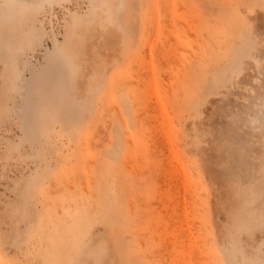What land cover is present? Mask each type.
<instances>
[{"label": "rangeland", "instance_id": "1", "mask_svg": "<svg viewBox=\"0 0 264 264\" xmlns=\"http://www.w3.org/2000/svg\"><path fill=\"white\" fill-rule=\"evenodd\" d=\"M19 2L0 264H264V0Z\"/></svg>", "mask_w": 264, "mask_h": 264}, {"label": "bare ground", "instance_id": "2", "mask_svg": "<svg viewBox=\"0 0 264 264\" xmlns=\"http://www.w3.org/2000/svg\"><path fill=\"white\" fill-rule=\"evenodd\" d=\"M3 1H5L6 3H7V5L9 6V8H13V7H18L19 9H18V13L13 17L14 18V20L12 21V24H14V27H13V31H16L17 30V38L19 37V28L21 27V22H20V17H19V10L21 9L20 7V2H19V0H3ZM135 1V0H134ZM140 1V0H139ZM142 1V0H141ZM133 2V1H132ZM138 2V1H137ZM129 8V7H128ZM139 8H140V6H139ZM109 9V8H108ZM127 9V8H126ZM136 9V8H135ZM131 10V9H130ZM133 10H134V8H133ZM132 10V11H133ZM108 11V10H107ZM132 11H131V13H132ZM135 12V11H134ZM133 12V13H134ZM141 12V11H140ZM132 15V14H131ZM141 15V14H140ZM139 15V16H140ZM4 18H5V20L7 19L8 20V18H6L5 16H3ZM137 20V19H136ZM129 22V21H128ZM134 26V25H133ZM133 31V30H132ZM31 32L32 33H35L36 32V28L35 27H33V28H31ZM133 35V34H132Z\"/></svg>", "mask_w": 264, "mask_h": 264}]
</instances>
